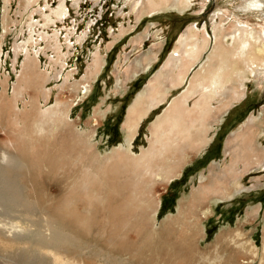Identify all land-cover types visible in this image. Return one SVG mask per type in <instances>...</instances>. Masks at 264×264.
Masks as SVG:
<instances>
[{"label":"rangeland","instance_id":"374dc122","mask_svg":"<svg viewBox=\"0 0 264 264\" xmlns=\"http://www.w3.org/2000/svg\"><path fill=\"white\" fill-rule=\"evenodd\" d=\"M61 1L37 0L26 7L24 0H10L6 10L0 0V264H264V165L246 169L243 188L231 197H193L202 175L211 182L213 168L232 164L228 142L244 134L250 120L254 131L264 121V70L248 81L245 97L224 119L212 124L209 144L200 151L186 149L180 176L152 184L150 177L112 161L113 150L126 143L123 123L130 103L155 77L187 26L207 27L212 35L213 15L226 14L227 20L264 30V8L250 10L251 0H192L187 11L167 9L137 21L133 3L140 0H64L65 16L46 24L45 15ZM35 20L40 22L31 37L27 24ZM122 27L127 31L116 38ZM142 33L148 34L136 48L132 40ZM30 37L27 48L36 52L40 70L49 72L43 88L49 101L23 77L29 71L26 50L21 47L16 55L17 45ZM158 40L163 43L155 62L135 68L136 76L126 80L132 61ZM97 51L104 66L85 96L82 86ZM192 73L140 123L131 146L134 155L149 147L151 124L183 94ZM118 75L128 83L125 90L117 88ZM19 81L26 91L17 115L7 96ZM34 98L43 109L68 103L69 118L34 124L35 110H28ZM107 108L112 110L101 118L100 110ZM257 135L253 150L263 153L264 132ZM261 153L256 156L264 161ZM170 156L182 159L179 152ZM224 185L219 184L220 192ZM145 189L153 202L147 208L139 202ZM96 195L106 199L95 201ZM208 208L210 215L204 213ZM246 239L259 255L236 246Z\"/></svg>","mask_w":264,"mask_h":264},{"label":"bare ground","instance_id":"6f19581e","mask_svg":"<svg viewBox=\"0 0 264 264\" xmlns=\"http://www.w3.org/2000/svg\"><path fill=\"white\" fill-rule=\"evenodd\" d=\"M9 1L4 0L6 10ZM24 1L26 3L25 6L28 7L32 6L37 0ZM248 3L250 4L249 9L253 11H262L264 8V0H251ZM191 6L192 0H140L133 3L134 9L138 7L136 13L137 21H140L144 15L153 16L159 12L167 11V9H177L182 12L187 11ZM67 11L68 7L65 1L62 0L53 12L45 15L46 24L49 22L53 23L55 21L54 16L62 18ZM226 16V14L213 15L211 20V22L213 21V36L207 27L200 29V27H196L193 24L187 26L176 47L170 52L155 77L130 103L126 119L123 123L126 131V143L117 146L113 150L115 154L112 156V161L115 164L121 167L124 166L125 168L130 167L133 170L127 169L133 172L139 171L140 176L150 177L152 184L157 180L169 181L180 176V165L183 161L186 162V149L191 148L192 150L200 151L205 148L212 139L209 135L212 124L222 121L229 108L245 97L248 81L264 70V30L257 26V24L251 25L245 21L227 20ZM31 17L32 14L29 19ZM6 22L7 12H5L3 19V32L6 30ZM39 22L35 20L27 24L31 30V37L36 31ZM32 29L34 32H32ZM126 31L122 27L120 33L116 34L115 37L122 36ZM145 34L148 33H142L132 40L136 48L141 45L146 36ZM157 35L154 36L157 37ZM31 37L27 42L21 43L23 44L22 46L21 44L17 45L16 55H18L19 48L23 47L26 50L24 66L27 65L29 71L23 77L27 80L26 83L29 86L35 84L33 87L45 97L46 101L50 95L43 88L46 74H49V72L47 70H40L39 58L36 52L32 54L27 48ZM162 43L158 40L156 44H153L151 49L141 53V56L132 61L133 65L124 72L127 75L126 80L136 76L138 70L135 68L143 70L145 66L155 62L156 54ZM91 66L88 83H83L84 85L82 86V89H85L83 91L85 96L91 91L93 86L92 81L99 71L103 69L104 58L101 51H97L94 54ZM193 67H196V69L192 73L186 90L151 124L149 147L147 149L143 148L139 155H134L131 146L140 123L147 115L149 116L150 110L165 102L170 92L169 90L181 86L185 82L187 74ZM120 78L123 77H118L117 88L125 90L128 83L120 82ZM76 85L78 86L76 90L80 91V84L76 83ZM25 91V88L23 89V85L19 81L15 85L12 95L10 97L7 96L9 98L7 100L10 109L17 115H20L18 102ZM4 92V96L6 97V90ZM39 93L38 95L40 96ZM36 100L38 99L34 98L31 100L32 108L28 109L30 111L31 109L35 110L34 118L32 117L34 124L37 125L46 119H52L54 124L56 121H64L66 117L69 118L70 106L68 103L63 104L59 102L63 107L57 105L54 107L47 106L43 109L36 104ZM192 101L193 103H191ZM16 108H18V111H16ZM110 110L112 108L100 110L101 113H98L103 118ZM253 126V122L250 120L244 134L236 135L228 142V147L234 153L232 164L221 170H218L217 167L213 168L211 182L207 181L209 176L202 175V183L193 192V197L198 194L209 195V198L212 197L214 199L231 197L235 192L243 188L242 180L240 179L249 168H252V165H264V161L259 156H256L261 152L259 150L254 151L255 147L251 143L257 141V134L259 132H264V121L257 126L256 131L253 130ZM37 130L41 131L42 127H37ZM248 148L252 149L249 153H247ZM177 152L180 153L182 159L174 161L170 155ZM261 154L264 155V152ZM252 156L253 159L251 160L250 157ZM157 160H161L162 163L158 164ZM241 162L244 165L242 169H239L237 165ZM101 173L105 174L104 168H102ZM219 184H227L229 186L224 185L225 187L220 192L218 189ZM77 187L78 184L73 186L74 189ZM145 190L141 194L139 202L140 205H145L147 208L151 207V203L153 202L151 198L145 196L148 193V190L146 192ZM95 199V201L105 200L106 197L96 195ZM67 203L70 204V200ZM258 208H254L251 212H257ZM210 212L211 209L208 208L204 213L208 215ZM240 233H237L238 237L242 236ZM237 245L243 251L251 254V256L259 255L258 247L251 239L243 240V242L239 241ZM262 251L264 262V245Z\"/></svg>","mask_w":264,"mask_h":264},{"label":"crops","instance_id":"0c3cea01","mask_svg":"<svg viewBox=\"0 0 264 264\" xmlns=\"http://www.w3.org/2000/svg\"><path fill=\"white\" fill-rule=\"evenodd\" d=\"M200 29H201V28H200ZM195 68H196V67H193L192 70L187 74V76H186V77H187L186 80L188 79V76L192 73V71L195 70ZM186 80H185V81H186ZM183 84H184V83H183ZM128 109H129V108H128Z\"/></svg>","mask_w":264,"mask_h":264}]
</instances>
